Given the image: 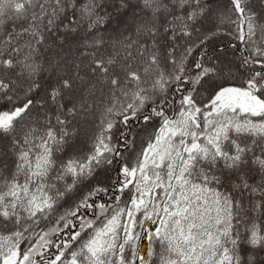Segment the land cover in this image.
Returning <instances> with one entry per match:
<instances>
[{
    "label": "snow or ice",
    "instance_id": "6c2138e0",
    "mask_svg": "<svg viewBox=\"0 0 264 264\" xmlns=\"http://www.w3.org/2000/svg\"><path fill=\"white\" fill-rule=\"evenodd\" d=\"M0 264H264V0H0Z\"/></svg>",
    "mask_w": 264,
    "mask_h": 264
},
{
    "label": "trees",
    "instance_id": "16d2710c",
    "mask_svg": "<svg viewBox=\"0 0 264 264\" xmlns=\"http://www.w3.org/2000/svg\"><path fill=\"white\" fill-rule=\"evenodd\" d=\"M228 44V40L225 37H221L220 39L214 41V42H210V48H209V52L212 53L213 49H215L217 46L219 47H225ZM146 243V242H145Z\"/></svg>",
    "mask_w": 264,
    "mask_h": 264
},
{
    "label": "bare ground",
    "instance_id": "6f19581e",
    "mask_svg": "<svg viewBox=\"0 0 264 264\" xmlns=\"http://www.w3.org/2000/svg\"><path fill=\"white\" fill-rule=\"evenodd\" d=\"M144 246H145V244H144ZM144 249H143V247L141 248V251H143Z\"/></svg>",
    "mask_w": 264,
    "mask_h": 264
},
{
    "label": "rangeland",
    "instance_id": "374dc122",
    "mask_svg": "<svg viewBox=\"0 0 264 264\" xmlns=\"http://www.w3.org/2000/svg\"><path fill=\"white\" fill-rule=\"evenodd\" d=\"M145 244V246H146V243H144Z\"/></svg>",
    "mask_w": 264,
    "mask_h": 264
}]
</instances>
